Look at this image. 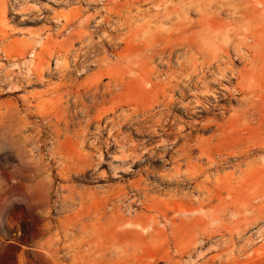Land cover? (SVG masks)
<instances>
[{"label": "rangeland", "instance_id": "rangeland-1", "mask_svg": "<svg viewBox=\"0 0 264 264\" xmlns=\"http://www.w3.org/2000/svg\"><path fill=\"white\" fill-rule=\"evenodd\" d=\"M0 264H264V0H0Z\"/></svg>", "mask_w": 264, "mask_h": 264}, {"label": "bare ground", "instance_id": "bare-ground-1", "mask_svg": "<svg viewBox=\"0 0 264 264\" xmlns=\"http://www.w3.org/2000/svg\"><path fill=\"white\" fill-rule=\"evenodd\" d=\"M189 1H190V0H189ZM183 5H184V4H183ZM183 5H182V6H183ZM246 9H247V8H246ZM242 14H243V13H242ZM244 14H245V13H244ZM244 14L241 16L242 18L244 17ZM252 14H253V13H252ZM247 15H248V14H247ZM245 16H246V15H245ZM250 16H251V15H250ZM250 16H246V17H250ZM244 21H245V20H244ZM247 22H248V21H247ZM252 22H253L255 25H257V27H259V22H255L254 19H250V20H249V23L251 24ZM241 23H242V22H241ZM237 24H240V23L238 22ZM241 25H243V24H241ZM251 25H252V24H251ZM252 26L254 27V25H252ZM255 27H256V26H255ZM255 34H256V32H255Z\"/></svg>", "mask_w": 264, "mask_h": 264}]
</instances>
